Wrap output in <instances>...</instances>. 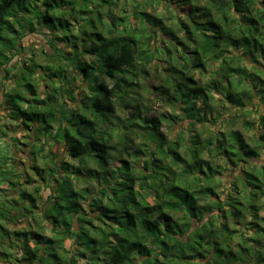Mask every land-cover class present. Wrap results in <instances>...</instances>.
<instances>
[{
  "label": "trees",
  "instance_id": "obj_1",
  "mask_svg": "<svg viewBox=\"0 0 264 264\" xmlns=\"http://www.w3.org/2000/svg\"><path fill=\"white\" fill-rule=\"evenodd\" d=\"M127 1L0 0V77L17 70L0 106L70 157L33 167L36 197L0 155L49 232L1 238L10 264H264V0ZM38 34L44 65L22 57Z\"/></svg>",
  "mask_w": 264,
  "mask_h": 264
},
{
  "label": "rangeland",
  "instance_id": "obj_2",
  "mask_svg": "<svg viewBox=\"0 0 264 264\" xmlns=\"http://www.w3.org/2000/svg\"><path fill=\"white\" fill-rule=\"evenodd\" d=\"M123 4V2L121 3ZM129 0L126 2V5L128 6ZM122 7V6H121ZM158 13H165V8L163 7H158L156 9ZM176 11L178 13H181L182 9H178L176 7ZM118 12V10H117ZM25 46L27 48L26 54H22L23 59H28L32 57H37L38 60L41 61V63L44 65V62L46 61V57L44 56L43 53V47H45L49 51V46L45 40V37L41 34L38 35H30L24 39ZM19 62V58H16L13 62V64L10 66L12 67L13 65H16V63ZM17 73V70L11 72L10 75L7 76V78H4V73L2 74V77H0V104L3 103V96L5 97L9 93V86L14 84L15 82V74ZM151 80V79H150ZM149 80V81H150ZM145 83V82H143ZM45 89V88H44ZM147 99L149 100V103L153 107V114L161 117L163 114H171V113H176L175 109L173 106L169 105L166 103V101L161 98L159 100L155 99L152 97V95H147ZM153 101V102H152ZM129 115V112H124L120 113L119 116L123 120H126ZM0 116L1 117H6L5 122H0V155L2 159H7V158H12L9 155V151L13 154L14 158H16V161L13 162L18 168H22L25 170H22L23 175H19L18 178L21 179V183H24L25 180V175L24 173L27 172L26 175L31 176L33 179H35V183L29 185V191L31 195L38 196L36 194L37 192V187H44L45 183L40 181L41 178H44V174L40 172L38 174H34L35 169H33L34 166L37 167H43V168H51V162L49 158H57L58 162L64 161H70V157L66 151V147L64 143H58L56 140L50 138L49 136L46 137L42 135V133L39 132H29L28 134L25 133L23 130L24 128H15L16 125L18 124L17 121H14L9 118V112L6 110L5 107L0 106ZM6 125V126H3ZM182 125H185L184 123H177L174 127H169V124L167 122H163V130L166 133H170L169 135H177L181 128L183 127ZM11 127V128H9ZM5 134V137L3 135ZM16 138L18 142H14L13 139ZM25 138V139H24ZM36 143L37 145H45L43 146L45 151L42 152V154L39 157L38 152L35 154L38 155V160L34 162V156L33 155V149L24 143ZM39 147V146H38ZM20 151H19V149ZM22 149V150H21ZM10 156V157H9ZM49 157V158H47ZM15 176L10 177L9 179L12 180L13 182H16L17 179L15 178L16 175H18L17 171H13ZM23 176V178H22ZM225 179L231 180L230 177H228V173L224 175ZM8 181H0V187L4 190L5 192V198L0 196V204L2 203H7V213L3 212V208L0 205V213L3 212L4 215L0 214V223L4 225V227L9 231L10 238L7 239L5 235L0 233V250H9L7 254L9 253L8 258H5L4 256H0V264H10V262H15V258L17 256L16 250L14 247V250L12 251L7 247V244L3 245V239L5 240H10L11 243L14 244V246L17 245L18 238H16L15 234L16 232H37V233H44L48 234V224L44 220L42 213L40 212V205L38 204V210H34L33 213H27L24 208L26 207L25 204L21 202L20 199V190H19V185L16 186L15 192L13 191V187L11 188L9 186ZM22 185V184H21ZM51 186V185H50ZM18 191V192H17ZM50 194V190L45 189L42 192V195L44 198H46ZM14 201V202H12ZM17 204H16V203ZM28 205V204H27ZM30 206H28L29 208ZM6 209V208H5ZM3 210V211H2ZM29 211H31L29 209ZM6 243V242H4ZM32 244L34 245V241H32ZM70 244V243H69ZM13 252V253H12Z\"/></svg>",
  "mask_w": 264,
  "mask_h": 264
}]
</instances>
